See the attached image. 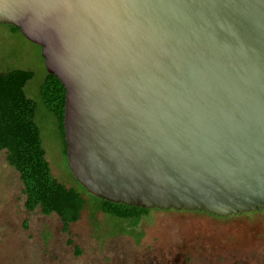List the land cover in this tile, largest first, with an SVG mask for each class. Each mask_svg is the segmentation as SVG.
Wrapping results in <instances>:
<instances>
[{"label": "water", "instance_id": "water-1", "mask_svg": "<svg viewBox=\"0 0 264 264\" xmlns=\"http://www.w3.org/2000/svg\"><path fill=\"white\" fill-rule=\"evenodd\" d=\"M66 92L90 194L228 217L264 209V0H0Z\"/></svg>", "mask_w": 264, "mask_h": 264}, {"label": "rangeland", "instance_id": "rangeland-1", "mask_svg": "<svg viewBox=\"0 0 264 264\" xmlns=\"http://www.w3.org/2000/svg\"><path fill=\"white\" fill-rule=\"evenodd\" d=\"M15 69L33 73L25 93L38 103L36 120L46 158L54 176L74 186L57 121L40 100L47 75L41 48L12 25L0 24V73ZM24 202L20 175L2 151L0 264H264V211L221 218L196 211L152 209L139 224L114 220L117 234L100 213L92 218L86 209L63 232L58 216L28 212Z\"/></svg>", "mask_w": 264, "mask_h": 264}, {"label": "trees", "instance_id": "trees-1", "mask_svg": "<svg viewBox=\"0 0 264 264\" xmlns=\"http://www.w3.org/2000/svg\"><path fill=\"white\" fill-rule=\"evenodd\" d=\"M12 27L20 32L17 27ZM33 77L31 71L20 69L0 73V152H6L8 164L20 175L25 209L28 212L39 210L45 216L55 214L61 220L64 232L68 231L71 223L80 220L86 209L90 210L92 218L97 212H103L113 218L139 224L152 209L113 203L90 194L77 182L69 167L74 186L54 176L36 120L38 103L25 93V87ZM65 97L61 81L47 72L40 87V100L45 110L57 121L63 141V155L67 160ZM68 243L72 244V241Z\"/></svg>", "mask_w": 264, "mask_h": 264}, {"label": "flooded vegetation", "instance_id": "flooded-vegetation-1", "mask_svg": "<svg viewBox=\"0 0 264 264\" xmlns=\"http://www.w3.org/2000/svg\"><path fill=\"white\" fill-rule=\"evenodd\" d=\"M172 210H174V209H172ZM181 211H186V210H181ZM262 211H264V209H261V210H257V211H254V212H246V213H242V214H237V215H231V216H228V217H221V218H230V217H237V216H243V215H248V214H255V213H260V212H262ZM195 212V211H194ZM196 212H202V213H206V214H209V215H212V214H210V213H208V212H206V211H196ZM101 214L104 218H105V220H106V222H107V224L108 225H112V226H110V229H112V232L113 233H117L118 232V230L116 229L117 227H115V226H118V225H116V223L114 222V220L116 221V220H119V219H116V218H113V217H111V216H109V215H107V214H105V213H103V212H97L96 213V215L97 214ZM212 216H214V217H220V216H216V215H212ZM78 222V221H77ZM76 223V222H75ZM71 224H73V223H71ZM70 224V225H71ZM69 225V226H70ZM68 229H69V227H68ZM62 231H63V224H62ZM64 232V231H63ZM125 232H130V230H126ZM124 231L123 232H121V233H125ZM112 233V234H113ZM117 234H120V232H118Z\"/></svg>", "mask_w": 264, "mask_h": 264}]
</instances>
